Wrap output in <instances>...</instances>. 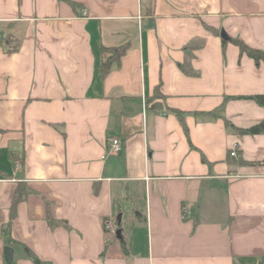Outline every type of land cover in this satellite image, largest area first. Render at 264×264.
I'll use <instances>...</instances> for the list:
<instances>
[{"label":"crops","instance_id":"crops-1","mask_svg":"<svg viewBox=\"0 0 264 264\" xmlns=\"http://www.w3.org/2000/svg\"><path fill=\"white\" fill-rule=\"evenodd\" d=\"M0 33V264H264V63L229 40L264 51V0H0Z\"/></svg>","mask_w":264,"mask_h":264},{"label":"trees","instance_id":"trees-1","mask_svg":"<svg viewBox=\"0 0 264 264\" xmlns=\"http://www.w3.org/2000/svg\"><path fill=\"white\" fill-rule=\"evenodd\" d=\"M4 37H6V39L11 41L10 38L8 37V35H6ZM229 40L232 41L233 43H235L239 47L241 53H246L249 57L254 59L255 62L263 61V63H264V51L251 48L239 39L229 38ZM17 46H18L17 43L12 42V46L9 49L10 50H16ZM127 47H128V44L125 43V44H122L119 46L102 47L101 48V52L103 55V60L101 62V73L103 76H105L109 72L113 63H116V65H119L120 57L125 53ZM258 102L260 104H262L263 100L262 99L258 100ZM263 131H264V123H261V124L256 125V126H252L248 129L240 130V133L255 134V133H260ZM25 190L26 189H24V188L21 189V187H19V185L17 186V189L14 193V196H13L12 202H11L10 219H12L13 216L15 215L16 203L24 197ZM47 220L51 226L56 225V224H65V222H63V221L55 220L52 217L49 210H47ZM30 256L33 257V254L30 253Z\"/></svg>","mask_w":264,"mask_h":264},{"label":"built area","instance_id":"built-area-1","mask_svg":"<svg viewBox=\"0 0 264 264\" xmlns=\"http://www.w3.org/2000/svg\"><path fill=\"white\" fill-rule=\"evenodd\" d=\"M3 37H4V35L2 33H0V41L3 39ZM121 150H122V146H121L119 140L117 138H111L110 142L108 144V151L104 155V157H106L107 154L108 155L109 154H117ZM230 155L236 156V145L234 147H232V149L230 151ZM103 229H104V232L108 235H111V236L116 235L117 227H116L114 220L110 217L105 218L103 220Z\"/></svg>","mask_w":264,"mask_h":264},{"label":"water","instance_id":"water-1","mask_svg":"<svg viewBox=\"0 0 264 264\" xmlns=\"http://www.w3.org/2000/svg\"><path fill=\"white\" fill-rule=\"evenodd\" d=\"M221 36H222L223 39H227V36H226V34L223 31H221ZM119 234H120V231L117 230L116 231V236H119ZM4 252H5V259H6V261L8 263H10L11 262V259H12V249L9 246H6L4 248ZM36 264H39V262L36 261Z\"/></svg>","mask_w":264,"mask_h":264}]
</instances>
